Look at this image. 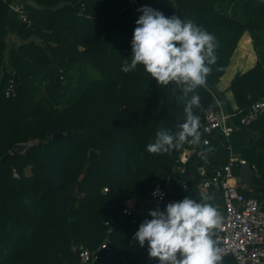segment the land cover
I'll return each instance as SVG.
<instances>
[{
	"label": "trees",
	"instance_id": "1",
	"mask_svg": "<svg viewBox=\"0 0 264 264\" xmlns=\"http://www.w3.org/2000/svg\"><path fill=\"white\" fill-rule=\"evenodd\" d=\"M11 1L0 0V264H78L81 248L96 250L103 242L109 248L99 264H158L147 244L142 248L133 239L139 224L151 219L149 211L126 215L125 201L134 198L136 210L147 207L153 183L170 181L172 191L177 176L190 180L187 188L179 183L183 195L177 199L196 195L194 183L223 166L230 151L264 178V112L227 141L203 130L214 96L232 111L216 85L245 32L258 57L228 89L238 109L264 98V0H16L41 29L23 25ZM145 5L166 17L191 19L216 38L217 59L206 84L184 101L177 100L184 95L178 86L158 85L142 65L121 71L125 60L131 62L142 14L137 9ZM13 73L16 94L6 97ZM48 75L54 76L47 90L37 87ZM193 94L200 97L193 112L201 143L150 154L146 146L158 130L178 131ZM58 132L63 136L53 138ZM30 142L24 152H10ZM183 149L192 154L181 164ZM203 163L207 176L199 173ZM251 188L241 192L254 193L264 207V184Z\"/></svg>",
	"mask_w": 264,
	"mask_h": 264
},
{
	"label": "clouds",
	"instance_id": "2",
	"mask_svg": "<svg viewBox=\"0 0 264 264\" xmlns=\"http://www.w3.org/2000/svg\"><path fill=\"white\" fill-rule=\"evenodd\" d=\"M142 13L135 21L131 41V62L124 61L121 71L129 73L142 65L158 85L175 84L184 93L206 84L211 65L216 63V38L193 20H181L176 15L166 17L147 5L137 9ZM200 107L199 95L193 94L185 104V120L175 133L158 130L156 139L146 146L150 154L169 152L177 145L201 143L200 118L193 108ZM159 194V189L154 191ZM163 198L162 196L160 197ZM209 195L197 201L189 196L171 201L165 210L150 211L151 219H144L133 239L144 247L148 256L158 264H222V249L214 239L222 219Z\"/></svg>",
	"mask_w": 264,
	"mask_h": 264
},
{
	"label": "built area",
	"instance_id": "3",
	"mask_svg": "<svg viewBox=\"0 0 264 264\" xmlns=\"http://www.w3.org/2000/svg\"><path fill=\"white\" fill-rule=\"evenodd\" d=\"M9 8L17 14L20 22L30 23L22 3L13 0L9 2ZM4 94L6 97L15 96L16 82L14 80H9ZM213 101L215 106L209 105L204 110L203 130L206 135L218 136L219 140L227 141L235 130L242 126H250L264 112V98L252 102L245 110L235 106L232 111L227 110L225 104L215 96ZM208 143L209 138L205 137L203 144L207 145ZM189 156L190 151L183 149L179 154L178 161L184 164ZM245 162L242 158L234 157L230 151L228 161L213 171L211 175L203 177L200 187L207 189L214 186L220 194L222 222L215 230L214 239L222 249V261L226 258H233L237 264H264V210H262V202L253 196L244 195L235 184L234 169H238ZM203 170L205 171V168ZM13 176L17 177L15 170H13ZM182 186L187 188V183L184 181ZM157 189H159V194L154 195L153 193ZM103 190L107 191V188ZM169 194V186L166 182L155 181L149 191L150 204L156 206L163 204L165 199H169ZM205 194L209 196L207 193ZM122 211L126 215H134L136 209L133 202L125 204ZM108 248V242L101 243L96 250L81 248L78 254V264H99L101 252Z\"/></svg>",
	"mask_w": 264,
	"mask_h": 264
},
{
	"label": "crops",
	"instance_id": "4",
	"mask_svg": "<svg viewBox=\"0 0 264 264\" xmlns=\"http://www.w3.org/2000/svg\"><path fill=\"white\" fill-rule=\"evenodd\" d=\"M243 36L242 37H243V40H244L245 43L244 44L243 43H239V45L240 46H241V44L244 45V48H241L240 49L239 46H237V48L234 50V52H233V54L231 56L229 66L227 67L225 73L220 77L219 82L216 85V87H217V89L219 91H223L224 90L225 97L229 101V103L232 106V108L236 106L235 103H234V100H233V95H232L231 91L228 89L232 78L235 75L240 74V73L246 71L247 69L251 68L255 64L256 59H257L256 52L252 49V46L253 45H252V42H251V38L249 36V33L245 32L243 34ZM238 48H239V50H238ZM226 94H228V97L229 98L226 96ZM186 150H188V149H186ZM188 151H190V155H191L192 154V151L191 150H188ZM203 168H206V166H203ZM204 176H206V175H204ZM179 180H180L181 185H182V183L184 181L185 182L188 181L186 179H183L182 180V178L181 179L179 178ZM169 189H170V186H169ZM242 189L245 190V191H247V192H251V190H249L248 189V186H246V185H243L242 186ZM170 191H171V189H170ZM191 193H193V192H191ZM193 195H194V197H191V198H193V199H195L197 201H200L199 200L200 197L197 194L195 195L193 193ZM203 195H205V193ZM253 197H255V196H253ZM168 198H169L170 201H178V200H174L172 197H168ZM220 201H221V198H220ZM128 202L129 203L130 202H133V204H135L134 198L125 201V204H128ZM215 207L218 209L219 212H221V210H222V202H221L220 208H219L218 205H215ZM134 208H135V205H134Z\"/></svg>",
	"mask_w": 264,
	"mask_h": 264
},
{
	"label": "rangeland",
	"instance_id": "5",
	"mask_svg": "<svg viewBox=\"0 0 264 264\" xmlns=\"http://www.w3.org/2000/svg\"><path fill=\"white\" fill-rule=\"evenodd\" d=\"M243 36V35H242ZM241 36V37H242ZM244 37V36H243ZM243 37L242 38H240L239 39V41H238V44H237V46H239V48L241 49V48H244V45H242L241 44V46L239 45V43H245L244 42V40H243ZM237 48V47H236ZM239 48H238V50H239ZM252 49L256 52V50L253 48V46H252ZM261 49H264V47L261 45ZM237 50V51H238ZM251 51V50H250ZM256 57H258V55H257V52H256ZM53 76L54 75H48V76H45L44 78H42V79H40L38 82H36V86L38 87H40V89H42V90H47V87L52 83V81H53ZM59 78L61 79V76H59ZM224 96H225V92H224V90L223 91H220ZM226 96L228 97V94H226ZM229 98V97H228ZM233 156H235V157H239V155L238 154H236V153H234L233 154ZM203 165L204 166H207L208 164L207 163H203ZM26 172L28 173L29 172V169L27 168L26 169ZM234 175H235V177H236V180H235V184H236V187L240 190V191H242L243 189H242V186L243 185H245L244 183H242L241 181H240V178H238V169L236 168V169H234ZM194 177V174H192L191 175V178H193ZM254 179V181L256 182V183H254L255 184V186H258L260 183L261 184H264V178L263 179H258L257 178V176L256 177H253ZM167 184H168V186H170L171 185V183H170V181H167L166 182ZM179 183H180V180H177L176 182H175V187L174 188H172L173 190L172 191H170V189H169V196H171L174 200H176L177 198H178V196H180V195H183V191H182V189H177L178 188V185H179ZM181 184V183H180ZM193 187H194V191L196 192V194L200 197L199 198V200H201L202 198H204L203 196V194L204 193H207L208 195H211V196H213L214 197V199L212 200V201H210V203H212L214 206L215 205H218L219 206V208H220V206H221V201H220V194H219V192H218V189L216 188V187H214V186H211V187H208L207 189H201V187H200V182H195L194 183V185H193ZM176 188V189H175ZM248 189L249 190H251L252 188L251 187H249L248 186ZM173 193H174V195H173ZM176 193V194H175ZM251 196H256L254 193H251L250 194ZM178 200V199H177ZM150 204V203H149ZM165 205L166 204H164V205H160L159 206V209L161 210V211H164L165 210ZM143 209H147V207L144 205V204H141L140 205V208L138 209V210H136V213L140 210H143ZM135 213V214H136ZM224 264H237L236 263V261L233 259V258H228V259H226L225 260V262H224Z\"/></svg>",
	"mask_w": 264,
	"mask_h": 264
},
{
	"label": "water",
	"instance_id": "6",
	"mask_svg": "<svg viewBox=\"0 0 264 264\" xmlns=\"http://www.w3.org/2000/svg\"><path fill=\"white\" fill-rule=\"evenodd\" d=\"M23 25L25 26H28V27H31V28H36V29H41L38 25L34 24V23H27V22H23ZM13 76H14V80L15 82L18 81V78H17V74L16 73H13ZM210 106L211 107H214L215 106V102L212 101L210 103ZM63 134L61 132H58V133H55L52 137L53 138H58V137H62ZM32 142L30 143H20V144H15L12 149H11V153L12 154H16V153H21V152H24V150L29 146L31 145ZM225 145H227V142H224ZM178 145L175 146L173 149H171V153H177L178 152ZM5 160V158L2 159V162ZM197 167L200 166V163L197 162L196 164ZM199 173L201 175H208V172L207 171H204L203 168H199ZM187 174H189V172H187ZM238 176L240 178V181L242 183H244L246 186H250V187H255V184L253 183L252 181V178L253 177H256L257 176V173L256 171L253 169L252 165L248 162H245L244 164L240 165L239 168H238ZM180 177L177 176V179H179ZM173 179V175H170V180ZM187 185H190V180L187 181ZM191 197H194L193 193H191ZM207 197V195L205 194L204 195V198ZM168 202H171L169 199H165L163 204H167ZM157 208L156 205H153V204H149L148 207H147V210L150 212V211H155ZM262 210H264V208L262 207Z\"/></svg>",
	"mask_w": 264,
	"mask_h": 264
}]
</instances>
